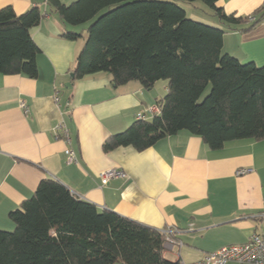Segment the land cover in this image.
Returning <instances> with one entry per match:
<instances>
[{
	"label": "crops",
	"instance_id": "crops-1",
	"mask_svg": "<svg viewBox=\"0 0 264 264\" xmlns=\"http://www.w3.org/2000/svg\"><path fill=\"white\" fill-rule=\"evenodd\" d=\"M44 1L0 0V8L9 4L16 14L32 6L42 13L30 29L39 49L37 76L0 73V230L12 229L8 214L32 196L40 180L53 179L99 210L169 231L177 243H164L162 254L172 262L196 261L258 233L264 221L257 218L264 210V139L227 141L212 150L199 136L179 130L141 151L132 146L104 151V140L123 131L138 113L145 120L157 114L150 109L167 93V80L146 88L135 80L113 86L107 72L74 79V62L89 22L64 25ZM217 5L242 17L264 11V0H219ZM191 18L225 29L224 53L264 66V24L249 30H243L247 22L227 28L198 9L191 11ZM64 30L81 36L66 39ZM60 120L70 136L73 162L67 160V144L55 129ZM109 168L122 169L126 177L101 184L100 173ZM241 170L245 172L238 174Z\"/></svg>",
	"mask_w": 264,
	"mask_h": 264
},
{
	"label": "trees",
	"instance_id": "trees-1",
	"mask_svg": "<svg viewBox=\"0 0 264 264\" xmlns=\"http://www.w3.org/2000/svg\"><path fill=\"white\" fill-rule=\"evenodd\" d=\"M204 6L203 16L227 28L257 20L227 14L219 0H181ZM64 25L89 22L76 56L74 79L107 72L113 86L135 80L146 88L167 80V93L150 120L131 122L109 135L104 151L119 146L144 150L179 130L197 135L212 150L225 142L264 139V66L222 51L225 29L189 18L175 0H45ZM37 6L16 14L0 8V73L37 76L38 47L30 29ZM74 40L80 33L64 30ZM209 92L202 95L207 88ZM203 96V97H202ZM8 215L12 230H0V264H177L164 259L161 230L78 199L64 184L40 180L29 199Z\"/></svg>",
	"mask_w": 264,
	"mask_h": 264
},
{
	"label": "built area",
	"instance_id": "built-area-1",
	"mask_svg": "<svg viewBox=\"0 0 264 264\" xmlns=\"http://www.w3.org/2000/svg\"><path fill=\"white\" fill-rule=\"evenodd\" d=\"M247 21L253 23L257 20V17L254 14H249L246 17ZM259 23L264 24V17L261 18ZM59 100L57 92L54 95V101ZM19 107L22 109L24 114L28 113V107L21 100ZM150 110L158 112V107L155 105ZM144 119L142 113L136 115V120ZM63 120H60L56 125L55 129L59 133V136L66 142L67 146L64 149L67 160L73 162L76 160L75 153L70 146V136L66 126H64ZM245 170H241L239 173H244ZM124 178L126 173L120 168H109L104 170L103 173H100L101 184H106L112 178ZM261 220H264V210L258 214V217ZM166 240L165 243L168 245H173L176 242L175 239L171 238L169 231L163 230ZM264 264V234L252 233L243 243H234L220 246L216 250L209 251L204 254L200 259L193 262H182L179 261L177 264Z\"/></svg>",
	"mask_w": 264,
	"mask_h": 264
},
{
	"label": "rangeland",
	"instance_id": "rangeland-1",
	"mask_svg": "<svg viewBox=\"0 0 264 264\" xmlns=\"http://www.w3.org/2000/svg\"><path fill=\"white\" fill-rule=\"evenodd\" d=\"M178 4H180L182 7H183V9H185V11H186V14H187V16L189 17V18H191V11L194 9V10H197L198 8H201V7H206V6H204L200 1H197V4L198 5H196V4H194V5H191L189 2H183V1H181V0H175ZM199 12L201 11V9H199L198 10ZM201 13V12H200ZM209 90H210V88L208 87L205 91H204V93L202 94L203 96L205 95V94H207L208 92H209ZM202 96V97H203ZM253 139V138H252ZM255 140V139H254ZM259 228L257 229L258 230V233H264V221H262L260 224H259V226H258ZM13 229V228H12ZM11 229V230H12ZM229 264H233V263H229Z\"/></svg>",
	"mask_w": 264,
	"mask_h": 264
},
{
	"label": "water",
	"instance_id": "water-1",
	"mask_svg": "<svg viewBox=\"0 0 264 264\" xmlns=\"http://www.w3.org/2000/svg\"><path fill=\"white\" fill-rule=\"evenodd\" d=\"M71 76H73V74H71Z\"/></svg>",
	"mask_w": 264,
	"mask_h": 264
}]
</instances>
